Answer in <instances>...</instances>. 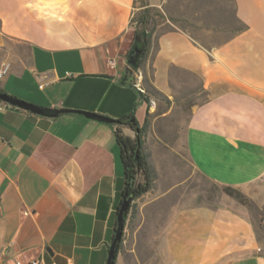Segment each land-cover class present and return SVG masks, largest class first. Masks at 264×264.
Listing matches in <instances>:
<instances>
[{
	"label": "crops",
	"instance_id": "1",
	"mask_svg": "<svg viewBox=\"0 0 264 264\" xmlns=\"http://www.w3.org/2000/svg\"><path fill=\"white\" fill-rule=\"evenodd\" d=\"M170 1L147 3L163 12ZM230 1L243 30L211 47L180 29L154 32L146 61L129 74L133 17L145 9L137 0H0V63L10 65L0 91L118 121L148 105L138 82L151 114L156 95L172 101L177 77L194 79L201 96L191 90L185 132L192 166L264 204V192L253 194L264 181V0ZM116 128L135 138L125 125L0 103L1 264H107L125 189ZM153 191L132 204L120 264H264L245 213L188 197L162 210L168 193Z\"/></svg>",
	"mask_w": 264,
	"mask_h": 264
},
{
	"label": "rangeland",
	"instance_id": "2",
	"mask_svg": "<svg viewBox=\"0 0 264 264\" xmlns=\"http://www.w3.org/2000/svg\"><path fill=\"white\" fill-rule=\"evenodd\" d=\"M140 14L135 12L133 17V38L135 31L143 28L138 24ZM242 27L235 18L230 0H171L163 12L152 11V21L147 26L152 34L175 29L186 31L207 47L222 42ZM174 89L172 101L160 95L155 96V105L145 129L143 153L153 173L152 194L158 195L162 191L168 193V199L161 204L162 210L181 204L187 197L194 205L239 210L250 218L257 239L264 244V204L246 198L248 203L243 205L229 197L221 186L201 176L188 158L185 132L190 117V103L197 101L193 99L194 96H201L198 82L179 76ZM191 90L194 91L193 97L190 95ZM147 106L134 117L141 128L145 126ZM261 191L264 192V181L261 186L253 188V194L257 196ZM137 211V207L132 206L130 212L136 214ZM131 227L134 226L130 222L128 232ZM122 254L125 263L131 262L125 249ZM116 264H120L119 257Z\"/></svg>",
	"mask_w": 264,
	"mask_h": 264
},
{
	"label": "trees",
	"instance_id": "3",
	"mask_svg": "<svg viewBox=\"0 0 264 264\" xmlns=\"http://www.w3.org/2000/svg\"><path fill=\"white\" fill-rule=\"evenodd\" d=\"M137 1L140 3L142 7H145V9L141 12L139 16V22L137 21L138 24L143 26V28L140 31L138 29L135 31L134 38L131 44L130 51L127 55V58L129 59L130 53L137 48L143 51V54L138 62V68H131L130 66H128L129 74H133L134 71L140 69L143 66V63L146 61L147 55L151 47V37H152V33L149 31L147 26L152 21V11H158L156 9L149 8L147 0H137ZM243 29L244 27H242L239 31ZM139 94L141 98L148 103V105H151V99L149 96L146 95V93H142L141 91H139ZM0 103L3 102L0 101ZM149 109L147 112L144 128H141L138 125L137 121L134 118L135 117L134 115L127 116L121 120H118L121 123V125L128 126L131 129H132L131 120L132 119L135 120L134 124L136 125V130L132 129L135 132L134 139L123 135L122 131L119 128H116L115 130V138L120 148V158L124 170V178H125L124 193L128 192V195L132 196V204L136 200H138L139 198L150 192L153 188V182H154L153 173L150 164L148 162V159L143 153L144 134H145L146 125H148V119L150 117ZM138 142H140V146H141L139 156H137L136 154L138 149ZM223 191L228 196L236 199L243 205H246L248 203L246 197L243 194L237 192L236 190H233L231 188H223ZM132 204L129 211L127 212V217L132 209ZM122 245H123V239L119 246V252L122 249Z\"/></svg>",
	"mask_w": 264,
	"mask_h": 264
},
{
	"label": "water",
	"instance_id": "4",
	"mask_svg": "<svg viewBox=\"0 0 264 264\" xmlns=\"http://www.w3.org/2000/svg\"><path fill=\"white\" fill-rule=\"evenodd\" d=\"M143 51L140 49L133 50L128 59V66L131 68H138V62L140 60V57L142 56ZM0 101L3 103H6L12 107L22 109L24 111H27L31 114L46 117V118H59L64 115H79L86 119L95 120L104 124H110V125H116V126H124L121 125V123L117 120H113L111 118H107L101 115L84 112V111H77V110H59V109H49L37 106L35 104H31L28 102H25L23 100H20L16 97L10 96L5 92L0 91ZM135 120H131L132 129L136 130V125L134 124ZM140 142H138V149H137V156H139L140 153ZM132 204V196L128 195V192H125L122 198L121 205L119 207L118 213H117V223H116V229L115 234L112 240V244L109 248L108 252V258H107V264H116L118 254H119V246L123 239V234L125 231V225L127 220V212L129 211ZM1 264V260H0Z\"/></svg>",
	"mask_w": 264,
	"mask_h": 264
},
{
	"label": "built area",
	"instance_id": "5",
	"mask_svg": "<svg viewBox=\"0 0 264 264\" xmlns=\"http://www.w3.org/2000/svg\"><path fill=\"white\" fill-rule=\"evenodd\" d=\"M135 23H133V25H134ZM116 65H117V62H116V60H110V62H109V66L111 67V68H115L116 67ZM9 69H10V65L9 64H6V63H0V79H2L5 75H7L8 74V72H9ZM141 73L139 74V76L141 77ZM136 87L139 89V91H141L142 93H146L145 91H144V89L142 88V86H141V84L138 82L137 84H136ZM154 104V103H153ZM34 264H40L39 262H35Z\"/></svg>",
	"mask_w": 264,
	"mask_h": 264
}]
</instances>
